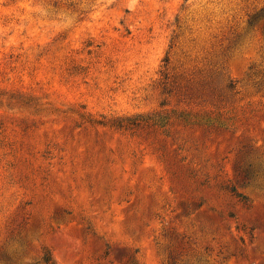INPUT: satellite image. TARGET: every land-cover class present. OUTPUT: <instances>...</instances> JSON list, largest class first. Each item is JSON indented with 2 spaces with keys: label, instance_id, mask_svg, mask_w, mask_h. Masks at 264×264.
I'll use <instances>...</instances> for the list:
<instances>
[{
  "label": "rangeland",
  "instance_id": "374dc122",
  "mask_svg": "<svg viewBox=\"0 0 264 264\" xmlns=\"http://www.w3.org/2000/svg\"><path fill=\"white\" fill-rule=\"evenodd\" d=\"M0 264H264V0H0Z\"/></svg>",
  "mask_w": 264,
  "mask_h": 264
},
{
  "label": "trees",
  "instance_id": "16d2710c",
  "mask_svg": "<svg viewBox=\"0 0 264 264\" xmlns=\"http://www.w3.org/2000/svg\"><path fill=\"white\" fill-rule=\"evenodd\" d=\"M1 96H2V94L0 92V102H1ZM46 264H51L49 259L46 260Z\"/></svg>",
  "mask_w": 264,
  "mask_h": 264
}]
</instances>
